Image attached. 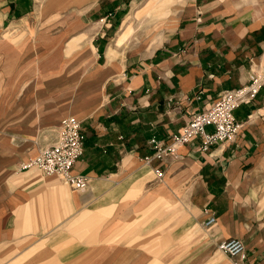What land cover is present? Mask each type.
Listing matches in <instances>:
<instances>
[{"label": "crops", "instance_id": "0c3cea01", "mask_svg": "<svg viewBox=\"0 0 264 264\" xmlns=\"http://www.w3.org/2000/svg\"><path fill=\"white\" fill-rule=\"evenodd\" d=\"M141 1L47 0V22L62 23L41 37L53 57L39 58L32 36L15 61H0V264H235L218 247L231 238L264 264V84L236 110L234 140L205 152L198 138L145 162L152 136L170 137L264 68V0H186L152 53L109 61L110 39ZM2 4L3 25L37 6ZM67 7L84 10L66 16ZM86 34L91 45L79 39L69 61L65 42ZM68 116L85 135L74 169L90 178L85 191L19 167ZM210 214L217 221L205 227Z\"/></svg>", "mask_w": 264, "mask_h": 264}, {"label": "built area", "instance_id": "2783aa9c", "mask_svg": "<svg viewBox=\"0 0 264 264\" xmlns=\"http://www.w3.org/2000/svg\"><path fill=\"white\" fill-rule=\"evenodd\" d=\"M263 84L264 68L253 70L247 85L225 91L208 108L194 112L188 121L170 137L152 136L149 140L152 152L145 157L146 164L151 165L154 161L176 156L180 147L198 138L202 141L200 148L205 152L209 151L214 144L234 140L241 129V124L235 115L236 110L243 103L253 100ZM210 127L213 131L208 130ZM84 147L85 135L81 121L75 116H68L54 130L52 141L42 148L36 157L21 162L19 167L21 170H37L43 175H57L65 185L75 190L85 191L89 187L90 178L86 174L74 172ZM155 172L158 177H163L164 172L160 167H157ZM216 221L217 217L210 214L204 225L210 227ZM218 247L230 255L235 264H250L242 239L223 240Z\"/></svg>", "mask_w": 264, "mask_h": 264}, {"label": "rangeland", "instance_id": "374dc122", "mask_svg": "<svg viewBox=\"0 0 264 264\" xmlns=\"http://www.w3.org/2000/svg\"><path fill=\"white\" fill-rule=\"evenodd\" d=\"M186 0H175L173 3V11L170 13L162 23L161 28L159 29L156 35L151 34L147 36L146 29L147 26H150V20L153 19L151 16L147 15V11L152 10L157 12L161 10L163 7V2L157 0L155 4L149 5V0H142L141 2L136 3L129 11L128 15L125 16V19L122 20L123 23L133 25L134 31L129 37L128 40L123 42L121 45L117 46L116 42L121 34V28L119 32L113 36V38L109 41V48L107 51V57L109 59H119V61L124 60L126 57H131V59H140L146 57L150 53H152L163 41L166 34L171 30L173 23L175 22L178 11L184 5ZM37 6L33 13L22 20L17 21H9L8 23L3 25V10L4 6L2 4V0H0V61H15L18 54L21 53L25 40L29 37H32V41L35 42L38 47V55L42 60L48 61V59L53 57V49L50 44L46 45L44 50L41 49L43 46L41 44V37L48 35H54V33H59L61 30L60 27L62 23L58 21L55 22H47L46 11H47V0H36ZM84 8L71 7L70 9L67 7L63 11V15H71L72 13H76L79 11H83ZM150 17V18H149ZM122 23V24H123ZM92 25H96V23H92ZM122 27V26H121ZM85 30V29H83ZM36 37V40H34ZM72 36H69L67 41L65 42L63 54H67L65 52L66 49L70 50V54H67L69 61H77V52L81 44L78 43V40L81 39L82 46L88 47L91 45V35L86 34L82 35L76 40L71 41ZM38 38V39H37ZM24 41V42H23ZM29 44V43H28ZM27 45V50L24 51L26 54L31 52V47ZM40 46V48H39ZM10 55V56H9ZM111 56V57H110ZM95 52L91 55H87L85 61H95ZM50 58V59H51ZM66 58V57H65ZM49 59V60H50ZM18 61H26L20 57Z\"/></svg>", "mask_w": 264, "mask_h": 264}, {"label": "bare ground", "instance_id": "6f19581e", "mask_svg": "<svg viewBox=\"0 0 264 264\" xmlns=\"http://www.w3.org/2000/svg\"><path fill=\"white\" fill-rule=\"evenodd\" d=\"M156 1L157 0H149L148 4L153 5L155 4ZM160 1L163 2V7L161 10H158L157 12L149 10L146 12L148 16H151L153 18L150 20V23L152 24L150 26H147L146 29L147 36H150L151 34L156 35L162 26L163 20L173 11L172 7L175 0H160ZM133 31H134V26L126 24V22H124L122 24L121 34L117 39L116 45L119 46L123 42L128 40L131 34L133 33ZM66 53L70 54V50H67ZM109 61H113V59H109Z\"/></svg>", "mask_w": 264, "mask_h": 264}]
</instances>
